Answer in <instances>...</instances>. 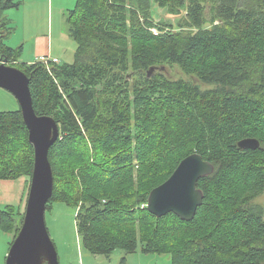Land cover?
I'll return each mask as SVG.
<instances>
[{
	"label": "trees",
	"instance_id": "trees-1",
	"mask_svg": "<svg viewBox=\"0 0 264 264\" xmlns=\"http://www.w3.org/2000/svg\"><path fill=\"white\" fill-rule=\"evenodd\" d=\"M155 1L184 5L178 30L152 18L149 0H76L66 19L74 59L48 70L18 62L22 47L5 44L15 27L4 11L21 2L0 0V54L29 77L35 113L59 124L46 209L75 204L77 234L92 253L140 243L171 264H264V211L254 203L264 192V0ZM205 4L218 21L210 27ZM165 63L191 79L157 72ZM245 138L259 147H239ZM79 150L84 161L67 164ZM193 152L214 167L197 182L194 216L150 213V190ZM32 167L20 110H0V181L25 176L28 190ZM19 209L0 208V226L17 234Z\"/></svg>",
	"mask_w": 264,
	"mask_h": 264
},
{
	"label": "rangeland",
	"instance_id": "rangeland-1",
	"mask_svg": "<svg viewBox=\"0 0 264 264\" xmlns=\"http://www.w3.org/2000/svg\"><path fill=\"white\" fill-rule=\"evenodd\" d=\"M76 0H25L17 8H10L4 11V15L11 19L14 24V31L4 40L6 45L21 46L18 62L33 63L42 54H47L48 44L52 53L58 55L60 60L70 63L74 59L76 42L69 32L67 23L68 10L71 9ZM150 14L156 22L170 24L172 30H178V23L184 20V5L171 9L161 6L155 0H149ZM209 4L204 7V26L218 23L212 21V11ZM176 10V11H175ZM170 28V29H171ZM42 51V52H41ZM41 52L42 54H39ZM156 70V69H155ZM157 72H161L171 80H190L177 65L160 64ZM199 83V82H198ZM201 89L211 88L212 85L199 83ZM157 107H147L143 114L154 116ZM20 109L19 102L8 90L0 87V110L13 111ZM141 112V115L144 117ZM161 116V112L157 116ZM146 117V116H145ZM148 116L147 118H150ZM154 120V119H152ZM79 150V157L71 160H64L67 164H79L84 161ZM19 181L9 184L8 189L0 185V208L15 207L19 203L20 191L14 187ZM25 196L22 199L19 212L14 215V222L21 225L28 190L24 188ZM254 203L264 211V192L254 199ZM77 207L75 204L66 201L55 200L45 211V223L48 234L51 237L57 253L58 264H171L170 255L143 251L141 244L134 252L125 253L120 249H115L112 253L96 254L86 249L77 234L75 226V215ZM16 233L0 226V264H5L6 256Z\"/></svg>",
	"mask_w": 264,
	"mask_h": 264
},
{
	"label": "water",
	"instance_id": "water-1",
	"mask_svg": "<svg viewBox=\"0 0 264 264\" xmlns=\"http://www.w3.org/2000/svg\"><path fill=\"white\" fill-rule=\"evenodd\" d=\"M7 60L6 56L0 54V87L11 92L19 102L28 140L33 147V167L23 219L10 245L5 264H58L55 246L46 228L45 211L53 192L48 150L58 139L59 124L49 115L35 113L29 77L9 65ZM259 144L255 138L238 142L241 148H258ZM213 170V165L199 153L185 156L164 182L150 190L147 210L155 216L172 212L183 220H190L203 200L197 182Z\"/></svg>",
	"mask_w": 264,
	"mask_h": 264
},
{
	"label": "crops",
	"instance_id": "crops-1",
	"mask_svg": "<svg viewBox=\"0 0 264 264\" xmlns=\"http://www.w3.org/2000/svg\"><path fill=\"white\" fill-rule=\"evenodd\" d=\"M20 5L23 3V2H25V0H20ZM6 16V15H5ZM8 18V17H7ZM10 19V18H9ZM11 20V19H10ZM14 25V24H13ZM12 47V46H11ZM18 47V46H17ZM42 52V51H41ZM41 52H39V54H42ZM42 55H51L52 57H55V58H57L58 59V61L59 62H62L61 60H60V58L58 57V55H56V54H53L52 53V49H51V46L48 44V48H47V54H42ZM42 55H40V56H42ZM15 181H19L18 182V184H15L14 185V187H16V189H18L19 191H20V193H19V203H18V205L21 207V205H22V203H21V201H22V199H24V196H25V191H24V188L27 190V178L25 177V176H20L19 178H17V179H14V180H1L0 181V185H1V183L3 182V188H5L6 189V187H7V189H8V186H9V184L11 185V186H13V182H15Z\"/></svg>",
	"mask_w": 264,
	"mask_h": 264
},
{
	"label": "built area",
	"instance_id": "built-area-1",
	"mask_svg": "<svg viewBox=\"0 0 264 264\" xmlns=\"http://www.w3.org/2000/svg\"><path fill=\"white\" fill-rule=\"evenodd\" d=\"M38 61L46 66V68L49 70V67L52 66L54 63H58V59L55 57H52L51 55H42L38 57Z\"/></svg>",
	"mask_w": 264,
	"mask_h": 264
}]
</instances>
